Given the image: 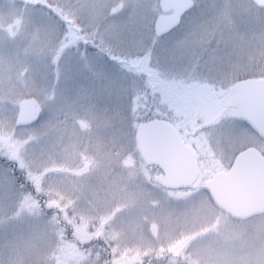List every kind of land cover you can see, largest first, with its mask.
<instances>
[{"label":"rangeland","instance_id":"rangeland-1","mask_svg":"<svg viewBox=\"0 0 264 264\" xmlns=\"http://www.w3.org/2000/svg\"><path fill=\"white\" fill-rule=\"evenodd\" d=\"M196 3L157 39L159 0H0V158L34 191L0 167V264H264V215L235 220L198 186L264 151L230 102L264 77V27L243 32L264 10ZM27 98L41 118L18 128ZM163 117L198 153L192 191L159 187L139 154V122Z\"/></svg>","mask_w":264,"mask_h":264},{"label":"water","instance_id":"water-1","mask_svg":"<svg viewBox=\"0 0 264 264\" xmlns=\"http://www.w3.org/2000/svg\"><path fill=\"white\" fill-rule=\"evenodd\" d=\"M264 9V0H252ZM161 15L155 20L156 38L170 34L181 24L183 17L195 7L194 0H159ZM178 21V22H177ZM159 31L160 36L156 33ZM235 101L246 124L264 140V78L249 79L233 88ZM41 116L34 98L19 104L16 125L29 127ZM137 145L144 163L160 173L154 182L169 191L191 189L199 180L195 150L178 131L164 120L142 122L137 129ZM206 191L215 207L237 220H248L264 213V156L250 148L238 155L228 173L219 172L208 180Z\"/></svg>","mask_w":264,"mask_h":264},{"label":"flooded vegetation","instance_id":"flooded-vegetation-1","mask_svg":"<svg viewBox=\"0 0 264 264\" xmlns=\"http://www.w3.org/2000/svg\"><path fill=\"white\" fill-rule=\"evenodd\" d=\"M0 167H3L6 171H9L10 175L14 178L15 180V185L19 188H25L26 190L30 191V194L34 195V191L31 188V186L29 185V182L26 180V176L17 171V166L11 162H6L4 161V159L0 158ZM35 197L38 199V201L41 203L40 207L41 210L44 212V216H51L54 214V211H44L45 209L43 208L44 204L46 203L44 200H42V198L38 197L37 195H35ZM59 214H61V211H58ZM58 225L60 228H64V230H69L68 233L72 230L68 229V225L64 224L61 220L58 221ZM69 236L67 235L66 239ZM71 241L74 242V240L72 239Z\"/></svg>","mask_w":264,"mask_h":264},{"label":"trees","instance_id":"trees-1","mask_svg":"<svg viewBox=\"0 0 264 264\" xmlns=\"http://www.w3.org/2000/svg\"><path fill=\"white\" fill-rule=\"evenodd\" d=\"M41 4H38V6H40ZM200 6L198 5V3H197V6H196V8L192 11V12H194V11H196L198 8H199ZM201 24L202 22L201 21H198L197 22V24ZM252 25H256L255 26V28L254 27H252L250 24H248L247 26H246V28L240 23L238 26H243V32H245V34H246V36H247V40H249V41H256L257 42V40L256 39H258V37H259V28H262V27H264V22H262L261 24H252ZM261 25V26H260ZM237 29H239L238 30V32H239V35H241L240 34V32H242V27H235V30L237 31ZM228 35H230V33H227V36ZM231 35H233V34H231ZM226 36V37H227ZM229 38V37H228ZM232 38V37H231ZM259 65L260 64H256V66H258L259 67ZM232 97H233V95H232ZM232 104H235L234 103V99L232 98V101H230ZM238 115H239V113H238ZM240 116V115H239ZM240 118H241V116H240ZM163 119H165V120H167L168 122H170V123H172L173 125H174V123H173V121L171 120V119H168V117H164ZM175 127L181 132V129L179 128V126H176L175 125ZM262 153H263V155H264V151H261ZM199 158V157H198ZM217 172V171H216ZM218 172H220V171H218ZM200 188H201V190H202V192L201 193H204V195L207 197V199H208V201L211 203V201L209 200V197H208V195H207V192H206V189H205V183H203L202 185H198ZM192 190H194V189H191V191ZM103 249H105V248H103Z\"/></svg>","mask_w":264,"mask_h":264},{"label":"snow or ice","instance_id":"snow-or-ice-1","mask_svg":"<svg viewBox=\"0 0 264 264\" xmlns=\"http://www.w3.org/2000/svg\"><path fill=\"white\" fill-rule=\"evenodd\" d=\"M177 22H178V21H177ZM156 35H157V36H160V35H161V33H160L159 31H157Z\"/></svg>","mask_w":264,"mask_h":264},{"label":"clouds","instance_id":"clouds-1","mask_svg":"<svg viewBox=\"0 0 264 264\" xmlns=\"http://www.w3.org/2000/svg\"><path fill=\"white\" fill-rule=\"evenodd\" d=\"M261 224L264 225V221H261Z\"/></svg>","mask_w":264,"mask_h":264}]
</instances>
